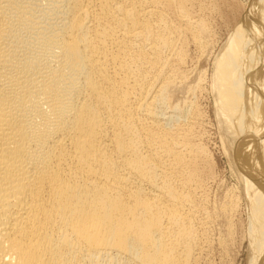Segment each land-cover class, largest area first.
<instances>
[{
  "label": "bare ground",
  "instance_id": "bare-ground-1",
  "mask_svg": "<svg viewBox=\"0 0 264 264\" xmlns=\"http://www.w3.org/2000/svg\"><path fill=\"white\" fill-rule=\"evenodd\" d=\"M186 2L0 0V264L197 261L184 213L197 146L180 131L187 118L169 127L184 114L166 103L177 82L163 75L181 30L167 13L203 22ZM248 6L214 87L245 168L247 264H264V0Z\"/></svg>",
  "mask_w": 264,
  "mask_h": 264
},
{
  "label": "rangeland",
  "instance_id": "rangeland-1",
  "mask_svg": "<svg viewBox=\"0 0 264 264\" xmlns=\"http://www.w3.org/2000/svg\"><path fill=\"white\" fill-rule=\"evenodd\" d=\"M199 1L202 2L200 4L205 9H202L201 5L198 4ZM193 2L189 0L188 4L187 0V4H185V9L191 16V21L195 20L197 24L200 23L199 20L201 19L200 21L203 22L199 25H195L194 22L193 25L195 26L193 28L186 27L188 32L183 26L184 24L178 20L173 12H170L171 14L169 12L167 13V19L168 21L171 20L169 22L172 23V27L176 25V29L177 27L181 29L178 31L174 28L176 30L175 39L178 40L180 37L179 40L181 41L182 39V41L181 45L180 41L178 43L175 42V49L177 50L171 52L176 56V51L180 49L176 57L169 53L166 54V59L170 57L173 59L170 58L171 60H167L169 64L167 62L168 66L165 67L163 73V75H170V77L173 75L171 78L174 79L172 80L177 82L173 88H170L171 90L169 89V92L167 91L168 95L166 96L168 97H166V103H170L171 106L178 104L179 110H182L184 114L178 122H170L169 127L173 129L180 128L181 123L179 122H182V127L183 118H187L185 119L186 122L184 121V126L188 123L185 127L186 129L183 126L180 128V131L183 130V133L187 132L185 137L189 136L188 142L191 141V144H189L193 149L196 146L199 148L196 147L197 150L195 149L199 155L195 154L196 157H194V154L192 155L194 159L196 158L194 160V167H196L195 169L193 167L196 175L194 176L199 182L196 185V178H194V182L191 183L192 185L190 184V191L199 185L195 188V192H191V195L194 194L192 200L195 201L193 202L195 206L194 204L192 206L190 205L188 206L190 209L186 207L184 210V213L187 211L186 214H188V217L193 219L190 218V222L195 225L191 224L195 228L192 227L195 232V237L198 234L195 243L197 248L200 247V249L195 247L197 254L194 251V257L198 258L196 259L197 261L194 259L192 264H195V262L196 264H247L248 237L246 234L248 208L244 197V188H246L245 180L240 177L242 172L245 173V168L243 164L242 166L233 164V152L230 148V140H228L227 132L221 121V113L218 110V106L220 105H217L219 99H217V91L214 87V71L218 66V60L223 47L235 30L238 22L249 9V0H213V2L211 0H196L194 4ZM190 3L192 6H190ZM197 4L201 9L198 8ZM190 9L193 10L190 11ZM190 12H192V15ZM175 17L177 19H173ZM176 21L182 24L179 26V23ZM201 27H203L202 30H200ZM195 28L200 29L196 30ZM182 29L185 30L183 31ZM180 32H182V35ZM192 36H197L201 39L200 41L202 42H199L200 46L194 41L195 39L191 38ZM180 57H183V60ZM178 60L182 62L179 63ZM170 73L174 74L171 75ZM166 108V111L170 110V107L169 110L167 106ZM184 110H188L189 112L186 113ZM177 123L180 125L178 126ZM189 124H191V128ZM187 127L191 129V132L189 129L187 130ZM182 132H180L181 136L183 135ZM192 144H196V146ZM201 150L204 154L201 153ZM197 155H202L203 157H198ZM199 171L202 173L200 174ZM198 178L202 181L200 182ZM193 183H195L194 186ZM194 211H196V214Z\"/></svg>",
  "mask_w": 264,
  "mask_h": 264
}]
</instances>
